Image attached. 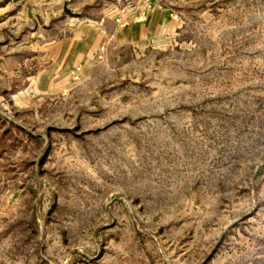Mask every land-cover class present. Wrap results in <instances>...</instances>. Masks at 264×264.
<instances>
[{"label":"rangeland","instance_id":"rangeland-1","mask_svg":"<svg viewBox=\"0 0 264 264\" xmlns=\"http://www.w3.org/2000/svg\"><path fill=\"white\" fill-rule=\"evenodd\" d=\"M0 264H264V0H0Z\"/></svg>","mask_w":264,"mask_h":264},{"label":"water","instance_id":"water-1","mask_svg":"<svg viewBox=\"0 0 264 264\" xmlns=\"http://www.w3.org/2000/svg\"><path fill=\"white\" fill-rule=\"evenodd\" d=\"M70 12V11H69Z\"/></svg>","mask_w":264,"mask_h":264}]
</instances>
